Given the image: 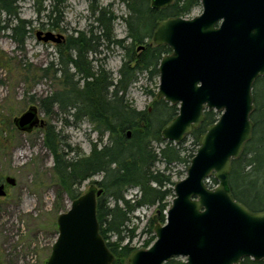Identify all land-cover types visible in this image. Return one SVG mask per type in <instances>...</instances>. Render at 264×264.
Wrapping results in <instances>:
<instances>
[{
    "label": "water",
    "instance_id": "1",
    "mask_svg": "<svg viewBox=\"0 0 264 264\" xmlns=\"http://www.w3.org/2000/svg\"><path fill=\"white\" fill-rule=\"evenodd\" d=\"M174 0H152L163 9ZM203 10L191 18L162 20L156 45L172 52L159 63V99L177 105L178 114L162 130L164 140L182 142L205 119L220 113L200 139L187 175L174 186L166 222L154 215L155 241L131 252L128 264H165L185 257L186 264H241L264 259V210L252 211L227 187L232 161L252 139L253 87L264 76V0H200ZM44 42L61 43L62 34L38 31ZM143 47V46H142ZM20 131L44 121L30 106L14 118ZM130 136V132H128ZM214 176L218 184L208 183ZM7 183L14 184L12 177ZM0 185V196L6 194ZM104 188L93 183L57 217L58 237L43 264H112L115 255L100 233L98 199Z\"/></svg>",
    "mask_w": 264,
    "mask_h": 264
},
{
    "label": "trees",
    "instance_id": "2",
    "mask_svg": "<svg viewBox=\"0 0 264 264\" xmlns=\"http://www.w3.org/2000/svg\"><path fill=\"white\" fill-rule=\"evenodd\" d=\"M21 1L0 0V12L9 16L12 22L3 28H10L11 36L23 46L32 22L20 17ZM50 1L52 9L48 16L61 15L56 2L64 0ZM121 1L128 13L122 17L127 26L126 38L131 39V44L125 45V39L117 38L114 33V12L107 6H100L99 0H89L94 14L91 27L86 32L81 31L78 36H70L64 47L61 45L63 51L68 52L66 58L61 60L63 88L47 97L43 104L48 114L55 104L59 112L70 115L77 122L87 119L98 133L89 154L77 152L71 156L73 149L70 143L65 141L62 130L57 131L52 125L45 129V144L53 154V169L59 185L71 201L82 194L80 187L85 180L102 175L99 181L93 180V183L105 190L98 199L97 217L100 233L115 255L112 264H127L129 255L136 250L130 242L136 236L137 227L131 222L138 208L154 206L160 211L159 222H166L165 212L171 204L168 198L175 196L173 174L168 171L175 162L184 163L186 170L189 168L202 135L220 116L215 110L205 111L203 123L186 136L192 138L193 147L185 148L187 152L183 155L180 143L175 144L162 137L166 124L178 114L177 105L158 98L149 111L138 110L127 102L129 87L138 74L151 68V74L158 75L160 60L172 52L166 44H146L144 53L135 55L136 44L146 43V38L153 37L162 20L191 15L200 6V0H174L163 9L153 8L152 0ZM42 2L34 0L35 4ZM58 17L55 16V19ZM96 29L102 34H98ZM101 40L126 50L127 57L116 79L102 65L95 69L89 61L92 53L99 52ZM70 64L76 69L75 73L69 72ZM261 88H264V76L259 77L253 87L255 108L251 114L254 122L252 139L246 143L240 157L232 161L227 182L233 196L252 211L264 210V90ZM64 122L69 123L67 118H64ZM106 136L107 141L104 142ZM154 144L164 146L157 151ZM158 162H163L165 167L158 168ZM208 184L214 187L218 181L212 176ZM133 187H137L138 192L132 198H127V191ZM153 222L154 219H151L145 231L150 234L143 244L145 248L156 239ZM125 240L128 241L124 243ZM165 264H186V261L173 258ZM241 264H264V259L256 261L246 257Z\"/></svg>",
    "mask_w": 264,
    "mask_h": 264
},
{
    "label": "rangeland",
    "instance_id": "3",
    "mask_svg": "<svg viewBox=\"0 0 264 264\" xmlns=\"http://www.w3.org/2000/svg\"><path fill=\"white\" fill-rule=\"evenodd\" d=\"M42 1V4H35L34 0L19 3L20 17L32 22L23 46L11 36L10 28H3L11 22V18L0 12V183L5 182L6 192L0 196V264H43L58 237L57 217L71 205V199L62 191L54 173V157L45 144L46 127L52 125L57 131L62 130L65 141L73 149L71 156L77 152L89 154L92 142L98 138V133L87 119L77 122L70 115L59 112L55 104L49 114L43 107L47 97L63 88L60 69L62 58L65 59L68 54L63 51L68 38L78 36L81 31L86 32L91 27L94 14L90 2L57 1L61 15L49 17L52 3L50 0ZM99 4L114 12V33L117 38H124L125 45L129 46L131 39L126 38L127 26L123 19L128 14L125 4L121 0H99ZM202 10L200 1V6L186 18L199 15ZM55 16H59L57 20ZM53 24L57 26L52 27ZM41 30L62 34L64 40L61 43L40 41L37 32ZM96 32L102 34L98 29ZM145 42L136 44L135 55L143 54L146 44L156 46L153 37L146 38ZM101 43L99 52L92 53L89 61L95 69L102 65L116 79L127 57L126 50L103 40ZM69 72H76L72 64L69 65ZM159 84L160 74H151V68L140 72L129 87L127 102L138 110L151 111L158 100ZM32 105L39 108V117L44 124L31 132L20 131L14 124V118ZM64 118L69 123L64 122ZM154 146L158 151L164 144ZM191 147L193 140L190 136L180 142L183 155L187 152L184 149ZM157 167L163 169L165 164L158 162ZM172 167L168 172L173 174L172 181L176 184L187 175L188 169L184 163L175 162ZM7 177H12L15 183H7ZM101 178L102 175H96L85 180L80 187L81 192L87 191L93 180L99 181ZM137 192V187L130 188L126 197L132 198ZM173 198H168L171 204ZM156 213L154 206L140 207L134 212L131 225L135 224L137 230L131 246L145 248L143 244L150 236L145 231ZM176 258L186 261L185 257Z\"/></svg>",
    "mask_w": 264,
    "mask_h": 264
},
{
    "label": "flooded vegetation",
    "instance_id": "4",
    "mask_svg": "<svg viewBox=\"0 0 264 264\" xmlns=\"http://www.w3.org/2000/svg\"><path fill=\"white\" fill-rule=\"evenodd\" d=\"M41 31H43V30H41ZM43 32H45V31H43ZM47 32V31H46ZM53 32V31H52ZM55 33V32H54ZM0 184H4V186H5V182H1Z\"/></svg>",
    "mask_w": 264,
    "mask_h": 264
}]
</instances>
